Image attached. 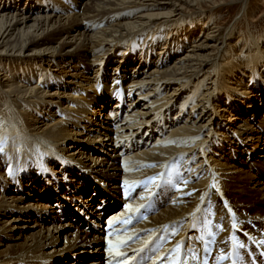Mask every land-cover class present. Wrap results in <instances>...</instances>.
Wrapping results in <instances>:
<instances>
[{
  "label": "bare ground",
  "instance_id": "6f19581e",
  "mask_svg": "<svg viewBox=\"0 0 264 264\" xmlns=\"http://www.w3.org/2000/svg\"><path fill=\"white\" fill-rule=\"evenodd\" d=\"M199 2L0 0V264H264V39Z\"/></svg>",
  "mask_w": 264,
  "mask_h": 264
},
{
  "label": "rangeland",
  "instance_id": "374dc122",
  "mask_svg": "<svg viewBox=\"0 0 264 264\" xmlns=\"http://www.w3.org/2000/svg\"><path fill=\"white\" fill-rule=\"evenodd\" d=\"M243 1L244 0H200L199 4L197 5L198 7L191 6L187 9H182V10L179 9L177 11V14L181 12L182 16H183V19L180 23H184V24H180V23L177 24V22H173V24L171 26H173V27L175 26V28L176 27L180 28L182 26L184 28H188V26H189L188 23L190 21H192L193 23L197 24V29H198V28H201L202 21L205 19V20H207V22H209L208 25L207 24L206 25L208 27L209 26L213 27V25H214V27H216V29L218 28L217 29L218 33L221 32L220 33L221 35L225 34L229 28L233 31V33H234L233 37H232L233 39H231L229 42L232 43L231 45L235 46L234 47L235 50H238V48H240L241 45H242V49H244V50L247 47H254V44H253L254 40L264 39V0H247V5L245 6V9L242 8V4H243L242 2ZM58 5L60 7L59 2H58ZM80 8L83 9L84 5L80 6ZM196 15L203 16L202 17L203 19H201V17L196 18L197 17ZM166 26L167 25H165L164 27H166ZM159 29L160 28H158V30H156L155 33H158ZM172 30L173 29H170V27L167 26V28H165V31H163V32L161 31V33H164V34L167 33L168 34ZM174 37H176V35H174ZM182 38H184V36ZM229 42H227V44ZM188 45L189 44L187 43L185 45V47H188ZM249 45H251V46H249ZM185 47H183V51L186 49ZM183 51L178 53L177 56L180 55ZM238 52H236V53L238 54ZM174 58L175 57L169 58L166 61V63H167L166 66L171 65V62ZM135 63H136L135 61H134V63H132V64H134V67H132L133 65H131V67L128 68V71L130 72L129 74H132V73H135L134 75L137 74L138 66H136ZM78 68H80V66ZM63 78H64V81H72V79H74L75 77H72L69 73H65V76ZM123 81H124L123 84L126 85V83L128 82V78L126 77L125 80L123 79ZM68 85L71 87H75L70 82H68ZM78 89H80V88H78ZM238 89H243V91H244V87H242V86H239ZM46 96H48V95H46ZM234 98H238V97L234 96ZM47 100H54V102H56L60 105L61 103H63L62 101H65L67 99L65 97H63L61 94L59 96L47 97ZM58 104H56V105L58 106ZM121 116H119V119L121 118ZM47 120H49V118ZM39 125H41V124L38 123L36 127H40ZM237 133H238L239 137L237 136L238 139H236V138L235 139L238 142L242 141L245 138V136L248 135V134L240 135V131H238ZM150 140L153 141L154 138H150ZM259 142L261 143L260 144L261 148H263L264 147V139L259 140ZM142 148L143 147H141V149ZM85 153L86 152L83 153V155H82L83 157L82 156L79 157L78 162H81V163L89 166L90 168L94 169L95 166H93L94 163L91 161V159H92V157H94V158L98 157L99 154H97L95 152H90V154H85ZM84 156L87 157V159H84ZM86 160H88V161H86ZM61 170L63 171V169H61ZM65 170L67 171V168ZM66 171H63V172H66ZM58 179H59V181L56 179L57 182H54L52 184V187H54L56 189L60 183H63V182H64V184L66 183V178L64 176L59 175ZM178 180L180 181V178ZM179 181H177L175 185H177ZM100 185H102V184H100ZM102 186L106 187L105 185H102ZM96 187L98 188V186H96ZM103 191L106 192L105 189H102V192ZM175 192H176V190L173 189V191L168 195V201L166 204H168L172 195ZM40 200H42V199H40ZM46 202L47 201H44V203H46ZM6 217H10V215L9 216L7 215ZM104 218H105V215L102 217V219L99 222L105 220ZM59 219H60L61 223H63V224L65 223V221H62L61 218H59ZM25 226H30V225L25 224ZM97 226L100 227L99 223ZM261 250L264 251L263 248H261ZM75 259H77V258H75ZM69 261H71V260L67 259L65 261L66 264H69L70 263ZM78 264H83V263L79 262Z\"/></svg>",
  "mask_w": 264,
  "mask_h": 264
},
{
  "label": "snow or ice",
  "instance_id": "6c2138e0",
  "mask_svg": "<svg viewBox=\"0 0 264 264\" xmlns=\"http://www.w3.org/2000/svg\"><path fill=\"white\" fill-rule=\"evenodd\" d=\"M2 150H3V148H2V142H0V151H2ZM206 251H207V249H206ZM233 264H239V256H237V259L234 260Z\"/></svg>",
  "mask_w": 264,
  "mask_h": 264
}]
</instances>
